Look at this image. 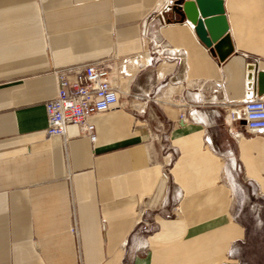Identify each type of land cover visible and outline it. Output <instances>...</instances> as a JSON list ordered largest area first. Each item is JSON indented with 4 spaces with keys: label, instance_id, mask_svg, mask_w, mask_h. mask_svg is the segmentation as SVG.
Returning a JSON list of instances; mask_svg holds the SVG:
<instances>
[{
    "label": "crops",
    "instance_id": "0c3cea01",
    "mask_svg": "<svg viewBox=\"0 0 264 264\" xmlns=\"http://www.w3.org/2000/svg\"><path fill=\"white\" fill-rule=\"evenodd\" d=\"M174 1L0 0V264H264L262 219L246 222L232 184L236 166L264 198V136L220 110L244 99L248 62L264 71V0H222L216 49ZM154 10L169 51L143 34ZM95 59L118 107L87 118L94 142L70 125L47 137L56 72Z\"/></svg>",
    "mask_w": 264,
    "mask_h": 264
},
{
    "label": "built area",
    "instance_id": "2783aa9c",
    "mask_svg": "<svg viewBox=\"0 0 264 264\" xmlns=\"http://www.w3.org/2000/svg\"><path fill=\"white\" fill-rule=\"evenodd\" d=\"M158 45L162 51L170 50L164 42ZM255 61L245 67L244 99L238 107L229 109L227 115L231 120L242 121L244 134L264 136V97L256 93ZM108 64L107 59H95L84 62L79 68L63 67L56 72L55 94L43 103L47 137L63 136L70 125L76 128L77 134L95 141L94 126L87 118L118 107L120 100L119 85ZM117 71L120 76L127 75L125 59L120 60ZM178 119L186 120L184 111L178 112ZM160 178H168L167 166L162 168ZM72 227L70 230L74 231V224Z\"/></svg>",
    "mask_w": 264,
    "mask_h": 264
},
{
    "label": "rangeland",
    "instance_id": "374dc122",
    "mask_svg": "<svg viewBox=\"0 0 264 264\" xmlns=\"http://www.w3.org/2000/svg\"><path fill=\"white\" fill-rule=\"evenodd\" d=\"M159 11L154 10L150 13V15L146 18L145 20V27H144V32L146 38H151L155 44H160L162 43V38L161 36L157 33L156 31V21L157 17L159 16ZM157 49H160L159 47ZM157 55V62H160L162 60H166L164 58L167 54L166 52H161L157 50L156 54ZM165 62V61H162ZM161 62V63H162ZM135 69V68H134ZM116 71V70H115ZM132 73V71H130ZM122 78H127L126 76ZM236 108V107H235ZM151 110L154 109L152 106L150 108ZM230 108H220L221 112L225 115H227L228 110ZM240 123V127L242 128V121H237ZM166 123H158L157 122H152L151 128H152V133H154V139L159 140V142L163 146V150L166 151L167 153L172 152V148L169 145L168 141V132L166 128ZM243 130V128H242ZM247 135V134H245ZM248 136V135H247ZM233 187H234V193L236 197V202L238 204V211H241V213L245 216L246 222L250 224L251 218L248 214V212L254 208L255 211L259 212L260 219H262L263 225H262V234L260 237H258V242L261 240L264 242V198L260 196L254 186L252 184H247V182H244L241 180L240 174L237 171V167H234V180L232 181ZM250 241L254 237L249 236ZM256 238V237H255Z\"/></svg>",
    "mask_w": 264,
    "mask_h": 264
},
{
    "label": "water",
    "instance_id": "95a60500",
    "mask_svg": "<svg viewBox=\"0 0 264 264\" xmlns=\"http://www.w3.org/2000/svg\"><path fill=\"white\" fill-rule=\"evenodd\" d=\"M173 10L180 19L185 17L193 25L196 36L204 46L216 49L223 42L225 24L222 0H175ZM254 71L257 92L260 94L264 91V71L256 67Z\"/></svg>",
    "mask_w": 264,
    "mask_h": 264
},
{
    "label": "bare ground",
    "instance_id": "6f19581e",
    "mask_svg": "<svg viewBox=\"0 0 264 264\" xmlns=\"http://www.w3.org/2000/svg\"><path fill=\"white\" fill-rule=\"evenodd\" d=\"M119 80H120V78H119ZM118 84H119V81H118ZM120 86V85H119Z\"/></svg>",
    "mask_w": 264,
    "mask_h": 264
}]
</instances>
